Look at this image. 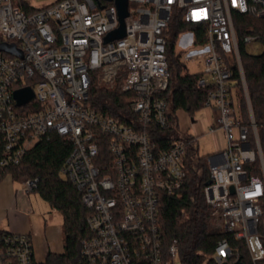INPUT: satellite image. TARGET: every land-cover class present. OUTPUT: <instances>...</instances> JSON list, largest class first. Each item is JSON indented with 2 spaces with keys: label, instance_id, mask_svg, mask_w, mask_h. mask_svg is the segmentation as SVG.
Listing matches in <instances>:
<instances>
[{
  "label": "built area",
  "instance_id": "built-area-1",
  "mask_svg": "<svg viewBox=\"0 0 264 264\" xmlns=\"http://www.w3.org/2000/svg\"><path fill=\"white\" fill-rule=\"evenodd\" d=\"M28 1L0 0V44L22 53L0 51V180L41 139L57 134L72 146L60 173L90 211L92 235L81 242L77 264H176L177 240L165 249L160 233V199L182 189L188 149L197 139L178 131L180 138L161 149L153 135L155 127L171 126L163 97L170 79L166 31L178 15L203 28L201 39L193 31L201 48L182 61L186 73L199 75L198 84L209 88L204 107L216 120L210 133L222 129L228 142L206 158L212 225L244 241L253 264L262 262L264 158L253 113L251 125L240 118L232 64L245 81L234 16L263 19L264 0H128L126 36L111 41L108 35L121 25L115 0H57L42 8ZM253 41L256 36L244 38ZM93 77L106 87L121 79L123 91L132 94L130 123L91 108ZM27 87L34 99L19 106L14 93ZM258 161L262 176L250 167ZM22 185L25 193L35 192L38 179ZM237 251L223 239L213 258L238 264ZM35 263L29 234L0 232V264Z\"/></svg>",
  "mask_w": 264,
  "mask_h": 264
},
{
  "label": "trees",
  "instance_id": "trees-1",
  "mask_svg": "<svg viewBox=\"0 0 264 264\" xmlns=\"http://www.w3.org/2000/svg\"><path fill=\"white\" fill-rule=\"evenodd\" d=\"M234 24L239 40L238 48L246 78L254 120L258 128L260 143L264 154V51L260 55H251L246 51V36H256L264 45V18L250 15H235ZM186 30L196 32L201 39L203 28L184 23L174 15L166 31L168 37L169 87L163 94L169 104L167 129L154 128L153 139L159 148L167 149L171 143L180 138L176 124V112L186 110L190 115L204 107L209 88L198 84L200 76L188 74L180 57L175 55V43L179 34ZM234 70L233 87L239 105L241 120L251 125L247 101L243 92L242 79L237 63ZM132 94L123 91L121 79L113 87L100 84L92 78L89 93V105L97 112L119 118L130 123L132 116L129 101ZM250 140L254 143V135ZM71 143L53 134L49 139L43 138L30 150L23 162L11 169L15 182L38 179L37 192L50 206L63 215L64 252L50 253L44 263L35 264H77L81 252V242L92 234L87 219L90 211L83 205L81 193L63 176L60 171L71 151ZM206 157H198L197 150L188 149L185 160L186 178L179 193L162 194L160 199L159 227L164 248L177 240L179 259L182 264H217L213 258L218 242L227 239L231 247L238 249V264H253L244 241H238L223 230L212 225V207L206 202L204 189L210 181ZM253 174L262 176L260 162L250 166ZM1 181V180H0ZM260 234L264 241V223L260 225ZM258 264H264V260Z\"/></svg>",
  "mask_w": 264,
  "mask_h": 264
},
{
  "label": "crops",
  "instance_id": "crops-1",
  "mask_svg": "<svg viewBox=\"0 0 264 264\" xmlns=\"http://www.w3.org/2000/svg\"><path fill=\"white\" fill-rule=\"evenodd\" d=\"M17 184L12 176L0 181V232L29 234L37 263H44L50 253L64 252V219L40 195L25 193Z\"/></svg>",
  "mask_w": 264,
  "mask_h": 264
},
{
  "label": "rangeland",
  "instance_id": "rangeland-1",
  "mask_svg": "<svg viewBox=\"0 0 264 264\" xmlns=\"http://www.w3.org/2000/svg\"><path fill=\"white\" fill-rule=\"evenodd\" d=\"M55 1L57 0H29L28 2L34 8H42L44 6L54 3ZM192 40L194 42H192ZM200 48L201 45L195 43L194 32L191 30H186L181 34H179L177 41L175 43L174 50H175V55L179 56L180 61H182L185 55H188L190 52ZM246 51L248 54L251 55H260L264 51V45L260 41H253L246 44ZM186 65L191 73H197L199 70V68L193 65L192 62H186ZM242 87L247 101L248 111L249 114H251V112L253 113V109L250 101V94H249L246 78L245 81H242ZM175 116H176V124H174V126L177 128V130L185 137L193 136L197 139V142L194 144V147L196 150H198L197 153L198 157H206L210 154L217 152V150L218 151L225 150L227 148L228 142L224 130L220 129L216 131V133L214 134L209 133L210 128L216 125L215 113L211 108L203 107L195 111L192 115H190L186 110L180 109L177 111ZM234 135L237 137L238 132L235 131ZM263 158H264V154H263ZM17 185L18 187H21V189L24 188L22 183L18 182ZM31 195L39 197L38 196L39 194L37 192H32ZM58 216L61 219L63 217L61 214H58ZM262 222L264 223V216L262 218ZM35 262L37 263L36 259ZM176 264H182L180 259L176 260Z\"/></svg>",
  "mask_w": 264,
  "mask_h": 264
},
{
  "label": "water",
  "instance_id": "water-1",
  "mask_svg": "<svg viewBox=\"0 0 264 264\" xmlns=\"http://www.w3.org/2000/svg\"><path fill=\"white\" fill-rule=\"evenodd\" d=\"M107 1H112V0H107ZM115 4L118 8L121 25L117 30L113 31L112 33L108 35L107 41L121 39L126 36L124 19L129 14L128 13V6H129L128 0H115ZM0 51L9 52V53L22 56L21 51L17 49V47L13 44H5V43L0 44ZM14 98L17 101V105L21 106V105H25L31 102L34 99V93L31 90V88L27 87L21 90H17L14 93ZM209 184L210 182L207 183V185Z\"/></svg>",
  "mask_w": 264,
  "mask_h": 264
}]
</instances>
